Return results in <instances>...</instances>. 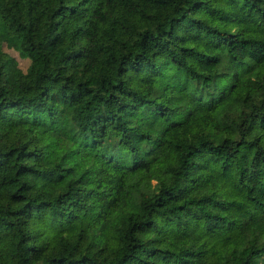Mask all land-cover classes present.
<instances>
[{
    "label": "trees",
    "instance_id": "obj_1",
    "mask_svg": "<svg viewBox=\"0 0 264 264\" xmlns=\"http://www.w3.org/2000/svg\"><path fill=\"white\" fill-rule=\"evenodd\" d=\"M259 45L260 0H0V264H264Z\"/></svg>",
    "mask_w": 264,
    "mask_h": 264
},
{
    "label": "rangeland",
    "instance_id": "obj_2",
    "mask_svg": "<svg viewBox=\"0 0 264 264\" xmlns=\"http://www.w3.org/2000/svg\"><path fill=\"white\" fill-rule=\"evenodd\" d=\"M260 5L264 8V0H260ZM258 50L261 54V56L264 58V45H259ZM14 53V52H13ZM14 56L17 59V63L20 67H24L26 60L24 58H21L14 54ZM263 127V136H264V123L262 124ZM201 173L206 175L210 181V183L215 186L217 183L221 181H225L230 185L239 195H243L245 191L248 189L255 193L256 195L260 196L261 193L259 192V189L257 187V183L254 181V179L249 176L244 180V183H240L237 181V179L232 174L231 170L227 166H223L221 169L214 168L212 166L206 165L201 168ZM171 200H177V198L174 196L171 197ZM116 245L115 239H108L106 242L107 250L110 254L113 253L114 248Z\"/></svg>",
    "mask_w": 264,
    "mask_h": 264
}]
</instances>
